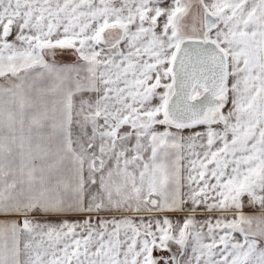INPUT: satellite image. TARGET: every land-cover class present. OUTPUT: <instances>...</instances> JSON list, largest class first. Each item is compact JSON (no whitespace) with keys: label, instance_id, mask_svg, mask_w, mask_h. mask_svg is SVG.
Listing matches in <instances>:
<instances>
[{"label":"snow or ice","instance_id":"1","mask_svg":"<svg viewBox=\"0 0 264 264\" xmlns=\"http://www.w3.org/2000/svg\"><path fill=\"white\" fill-rule=\"evenodd\" d=\"M0 264H264V0H0Z\"/></svg>","mask_w":264,"mask_h":264}]
</instances>
